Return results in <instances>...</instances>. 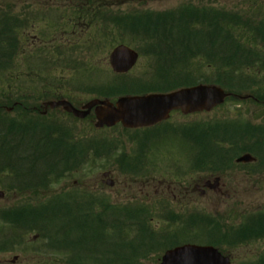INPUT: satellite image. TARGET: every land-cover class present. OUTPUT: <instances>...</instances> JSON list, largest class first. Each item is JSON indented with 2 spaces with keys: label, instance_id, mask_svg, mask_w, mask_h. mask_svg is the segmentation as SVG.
<instances>
[{
  "label": "rangeland",
  "instance_id": "374dc122",
  "mask_svg": "<svg viewBox=\"0 0 264 264\" xmlns=\"http://www.w3.org/2000/svg\"><path fill=\"white\" fill-rule=\"evenodd\" d=\"M105 8H111L114 12H134L137 10H167L171 7H176L185 2H192L193 5L197 7H202L207 5V7H215L219 9H227V10H248L257 14L261 13L262 19H264V9L261 7L264 4H261L257 0H101ZM67 4L69 6L75 5L74 0H68ZM0 5H10L14 10L15 14L23 19V14H19L20 12H42L47 8L50 10H55L57 7H60V11L62 10L63 15H65V19L61 26L52 24L51 21H46L41 18L36 22L30 23L29 26L24 29V33L21 35V47L26 49L25 51L31 52L28 57L24 55L18 57L15 61L17 62L16 67H21L20 72H15V74L19 75L23 73V78L19 80L23 84H28L29 89H34L42 87V91H38L35 95H32L29 103L33 105L41 104L45 94H52L51 88H48L47 82L54 81V85H63L66 86L67 82L69 86H78L81 84L88 83L87 81H80L79 79L82 77H88L90 73L98 68L100 71L109 72L110 68L108 67V54L109 52L116 47L117 43H124L121 39L120 30L116 28V30H105L100 35L101 31L97 29L95 26H91L90 31L80 32L81 38H78V32L74 28L68 27L70 20L74 17L71 14V9L61 7L65 5L61 0H0ZM258 13V14H260ZM33 14L29 17L32 20ZM72 17V18H69ZM84 19V18H83ZM85 22H88L89 17L84 19ZM52 25V26H51ZM63 31L66 33L63 37L58 34H61ZM196 31H200L199 28H196ZM58 35L56 41L50 38L49 36ZM73 35H76L75 37ZM96 37L94 43L90 44V41H94L93 38ZM246 40L250 38L249 35L246 36ZM127 38V37H126ZM137 39V38H136ZM251 40V39H250ZM89 41V47H87L86 42ZM57 42L54 48L51 46ZM75 44V45H74ZM94 45V46H93ZM131 47L137 48L138 45L134 42L130 44ZM51 47V48H48ZM82 48V50H81ZM89 48V50L87 49ZM150 49V48H149ZM78 51L80 54H85L88 58L87 65L82 70L74 71V72H66L64 67L60 66V70L52 72V74H48L47 69L45 68L46 62L52 61V59H60L63 61L67 58L68 54ZM147 54V53H146ZM59 57V58H58ZM32 61V62H30ZM152 62H150L146 57L141 56L135 65V70L133 74L135 76H143L148 73L150 70ZM192 67L189 70H192L194 74L201 73L203 76H211L210 68H208V63L206 60L198 58L191 62ZM251 67L253 69H249L246 71H237L234 72L231 76L232 86L229 90L237 91L238 89H244L242 92H249V89L253 86H256L252 83H246L244 81L236 82L240 79L245 80L246 77H250L257 79L253 80L254 83H259L258 87H260V82L264 83L262 80V76H264L263 72H256L257 67L256 64H252ZM34 68L37 71L38 75H35V79L31 82H27L24 80V77L27 73L30 72V69ZM99 71V72H100ZM97 73V75L99 74ZM242 73V74H241ZM249 76H245L248 75ZM97 77V76H96ZM169 79V74L166 75ZM96 79V78H95ZM97 79L95 80V82ZM6 81L2 80V76L0 77V84H5ZM11 85L7 88V91H10V96L5 98L0 94V103L1 106H8V100L13 99L15 97H11V95L20 92L25 89V86L17 87L15 83L10 82ZM63 83V84H62ZM8 84V83H7ZM240 84V85H238ZM32 86V87H31ZM244 86V87H243ZM27 87V86H26ZM73 88V87H71ZM6 90V86L3 91ZM75 90V88H74ZM73 92H64L66 97L73 102L77 103H86L87 100L93 98L94 94H87L84 91H74ZM36 91V90H35ZM119 94H123L122 92H115L110 96L117 97ZM41 97V98H40ZM24 102V101H22ZM25 103V102H24ZM239 110V111H237ZM2 111V110H1ZM237 111V114H236ZM3 112V111H2ZM4 113V112H3ZM10 118L17 119L18 121H22L23 116L19 111H12L10 114ZM35 116L34 114L30 115V117ZM29 117V118H30ZM36 117V116H35ZM232 120H238L239 123H244L247 126L258 125L264 123V106L257 107L252 103H235L234 101L228 100L217 109L212 110L211 112L196 114L191 116H181L179 113H174L170 120L166 123V126H169V129L175 126H187L190 124L197 125L202 124L203 126H207V124L215 125V123H231ZM49 122L55 124L56 122H61L62 125H67V131L69 134H73L77 137L88 138L89 136H95L97 132H94L93 125L87 120H74L73 118L63 115L60 112H56L48 116L43 120V122ZM16 122V123H17ZM28 124V123H25ZM29 125H34L31 123ZM37 125L40 126V123ZM215 126H213L214 128ZM193 130V129H191ZM164 131V134L162 132ZM189 131V130H188ZM199 129H197V132ZM31 132H34L35 135L44 136L46 134V130L39 131L36 129H31ZM105 132L111 139L110 144H112V150L110 153H106L105 150H99V152H104L102 155L93 156L91 152L88 153L89 160L87 165L84 166L83 169H80L79 172L73 173L68 177V179H64L57 181V183H51L47 186V189H43L40 186V191L38 193V201H40L43 196H47L49 192H53L58 194L60 191H68L70 187H75V189L80 190V192H85L88 195L93 194L98 196L100 192H104L106 197L110 201H115L118 204H124L130 201L131 198L136 197V199H141L139 197L141 189H143L140 184L143 183L145 189L143 193H146L144 201L149 204L151 210H153V216L155 219H150L149 229L155 232V235L159 233L168 234L175 232V241L177 244L181 242H191V239H197L204 229H207V226H203V224H196L193 230L187 225H178L175 224L172 227L169 222H164L159 218L161 208L163 209V205H169L170 207H174L179 210L182 208L184 202H181L180 199L182 196L178 195V191L180 187L189 188V186L193 187L197 184V179L199 176H203L202 178L209 177L207 174L202 173L201 170H197V167L193 169V172H188L189 175L180 179L179 174L186 167L188 162L187 159L183 158L186 156V153L191 149L190 144L186 141H183L180 138V134L184 132V130L179 127H175L174 133L169 132L166 128L157 130L159 136H157L154 141V145L147 144L148 148L141 149L140 153L145 151L146 155L140 157V164L143 167L142 170H138L135 164H130L126 167L127 171L132 172V175L124 174L121 172L123 169L122 164L124 163V157L126 153L130 152L133 149L134 144L127 141L125 138L124 132L119 130L118 128L109 129V131ZM196 132V133H197ZM162 134V135H161ZM251 138L250 140L241 141V143H237V149L249 151L252 145L255 144L257 140L261 137L258 134H249L247 136ZM70 139V137H68ZM197 146L201 149V147L206 146L208 140L197 139ZM141 138H139V142ZM237 140H235L236 142ZM132 144V145H131ZM141 144V142H140ZM196 151L195 153H197ZM98 154V152H97ZM192 156V154L190 153ZM210 153H204V156H209ZM100 156V157H99ZM193 157V156H192ZM22 158V157H21ZM23 161L22 159H20ZM199 166H204L205 168H220L219 166H205L207 164L204 159L199 160ZM189 163V162H188ZM191 163V162H190ZM183 166V167H182ZM103 172H110L111 179L114 181V185L112 189L104 186L102 184L101 174ZM187 173V172H186ZM191 176V177H190ZM147 177V178H146ZM185 181H184V180ZM9 177L3 179L2 184H0V192H4L5 195L0 200V209H4L7 207L15 206L16 204L22 203L26 198H35L33 192L26 191L24 196L17 194L16 192L8 191L10 189L11 183L9 181ZM222 182L226 184L224 189V194L220 197H213V195L209 198L203 197L201 194H194L196 201L193 203H189V205L196 207L198 210L203 209L209 212L218 211L223 215L221 226L226 227V223H230V221H237L242 212H253L257 209L264 208V172L260 171L257 174H247L244 171H239V168L231 170L228 174L223 175ZM182 183L183 185L180 186ZM42 193V194H41ZM86 194V195H87ZM193 195V194H192ZM193 195V201H194ZM229 195V198L226 196ZM95 196V198H96ZM212 198V199H211ZM108 200V201H109ZM164 203V204H163ZM94 212H96L94 210ZM148 218V217H147ZM213 227V226H212ZM196 229L197 232H196ZM225 228L222 229V232ZM134 232L129 233L130 235L126 236V239H132ZM135 234V233H134ZM26 240L22 245L18 243L15 246H8V244L4 245L3 251H0V263L1 264H10L12 259L16 257L17 264H45L47 260L45 259H61L62 256L58 255L57 249L53 248L49 253V257H43L41 255H37L33 252V247H40L44 250V247L41 243V239L39 236L35 238V234H26ZM214 243L215 246L223 250V252L229 251L230 257L234 261L233 264H238L239 262H247L255 259L256 253L264 248V241L257 240L256 242L245 244V245H237L236 248L231 249V245H227L221 240L216 234H214ZM174 241L170 240V243ZM202 241V240H201ZM201 243V242H200ZM2 248V247H1ZM151 249L153 247L150 246ZM42 250V251H43ZM41 251V252H42ZM45 251V250H44ZM163 251L156 255L152 253L147 259L139 258L137 264H159V258L162 255ZM51 256V257H50Z\"/></svg>",
  "mask_w": 264,
  "mask_h": 264
},
{
  "label": "trees",
  "instance_id": "16d2710c",
  "mask_svg": "<svg viewBox=\"0 0 264 264\" xmlns=\"http://www.w3.org/2000/svg\"><path fill=\"white\" fill-rule=\"evenodd\" d=\"M74 4L70 7L74 18L70 20L69 25L66 24L68 27L76 28L80 26L85 18L89 17L88 22H85V24L88 27L95 26L101 31V34L102 32L105 33V30L117 28L120 30V36L126 34L133 39L139 37L140 42L138 44H142L144 47L142 52L144 53L147 50V55H152L157 61L158 66L155 76L158 78L155 77L154 82L158 83L154 84L182 82L170 86L171 88L165 87L167 90H173V88L180 85H193L190 81L200 80H189L186 70L180 68L184 72L179 71L180 69L174 64V59L178 58L179 65L183 66L188 65V61L193 60L194 57L203 55L208 63H212L210 66H213L216 80L210 82L205 79L201 82H209L229 89L231 71L248 70V67L251 66L249 60L256 58V54L247 53L240 46V23L236 16L232 14H228V17L224 15L223 17L226 19L221 18L218 15L220 11L217 12L216 10L210 11V14L200 18L192 9L159 13L137 10L126 14L121 12L113 14L104 7L108 5H103L101 0H74ZM23 13L20 12L19 14ZM23 17L21 19L18 14H15L12 6L0 5V77L2 76V80L8 83L0 84V94L5 95V98H7V95L10 96L11 88L10 91H7V88L11 85L10 82L13 81L18 87L20 85L19 78L23 75V73L15 74V72L21 71V67H16L18 64L15 60L23 55L28 57L31 54V52L22 49L20 45V35L24 32V27L29 20L25 15ZM196 28L203 32L196 31ZM193 48L194 52H192ZM87 49L89 50V48ZM166 59L168 64H165ZM231 59L237 63L231 65ZM168 73L170 76L175 73L172 76L174 78L172 82L166 77ZM33 74L29 75L33 76ZM142 82V80L134 81L133 79L126 81V79L120 77L114 79L113 83L110 84L112 88L95 94L108 98L111 94L119 91L130 94L135 93V91L146 93L151 90L162 91V89H165L159 86L146 89L142 86L144 85ZM5 86L6 90L3 91ZM91 86L96 85L92 84ZM114 86L117 87L113 88ZM18 102L20 101L14 98L10 99L7 107ZM18 104H21V102ZM14 111L21 112V107L17 105ZM16 122L17 119L10 118V115L3 113L0 109V161L25 159L24 163L13 161V164L8 162L4 165L3 162V165L0 166V177L7 171L9 175L14 176L17 187L19 184L28 186L24 189L19 188L17 190L19 195L24 196L26 191H30L37 196L33 199L27 198V203L24 205L0 214V223H6L10 226L9 239L19 238L21 235L17 234V231L20 228L24 237L27 236V233L44 236L51 238V241L62 247V245H67V240L75 234V236H79L89 244L91 264H103L99 259V253L96 252L98 251L96 245L98 239H109L112 236L108 235L109 231H121L120 237H124L125 233L123 231L125 228L136 229L147 226L148 218L137 214L139 210L136 208L132 210L133 217L127 216L128 210L117 209L118 217L116 220H112L113 223L110 222L109 224L106 221L101 223L98 220L95 223L94 218L97 219L98 216L94 213H78L80 208L78 206L74 208V204H69L74 199L76 201V193L67 196L50 192L42 198L40 195V201H38L39 186L32 185L41 183L44 187L46 180L50 184L57 183L59 180L68 178L71 173L78 171V169H83L89 160L90 147L89 145H82L86 142L82 137L76 138L73 134H65L61 125L48 127L46 134L40 136L31 132L30 125L25 124L24 120ZM225 136L224 139L232 137L230 129L225 130ZM17 187L15 188L17 189ZM109 207V204L102 203L103 215L115 216V211L110 210ZM90 217H93V221H89L88 218ZM80 218H84L85 221H80ZM247 225L243 235L264 238V215L255 217L254 221ZM76 238L74 237V239ZM140 252H142L140 246L139 249L137 245L129 246L125 252L122 251L119 263L137 264L139 259L137 256ZM256 264H264V255L260 257Z\"/></svg>",
  "mask_w": 264,
  "mask_h": 264
},
{
  "label": "water",
  "instance_id": "95a60500",
  "mask_svg": "<svg viewBox=\"0 0 264 264\" xmlns=\"http://www.w3.org/2000/svg\"><path fill=\"white\" fill-rule=\"evenodd\" d=\"M137 55L129 48L117 46L109 55V64L115 73H126L134 65ZM228 97L222 89L214 86H195L173 93L147 95L141 97H121L113 105L107 101H91L80 110H75L70 103L57 101L45 103L44 108L62 107L64 112L75 118L84 119L94 109L96 125L111 127L121 123L123 127L142 128L153 126L168 118L171 111L181 110L182 114H193L210 111L222 104ZM250 162L248 156L241 157L238 162ZM106 176V175H104ZM111 186L110 183H108ZM2 197V194H0ZM161 264H230L229 259L221 257L215 249L183 246L169 250L162 258Z\"/></svg>",
  "mask_w": 264,
  "mask_h": 264
},
{
  "label": "flooded vegetation",
  "instance_id": "af4514ba",
  "mask_svg": "<svg viewBox=\"0 0 264 264\" xmlns=\"http://www.w3.org/2000/svg\"><path fill=\"white\" fill-rule=\"evenodd\" d=\"M242 171L248 172L249 170H242ZM257 173H259V171H256L254 174H257ZM206 181H211V178L209 180H205V181L199 180L197 182V184L194 185L193 187H191V186H189V188L180 187V189L178 191V195L182 196L180 201L184 202V204L182 205V208H181L182 211H185L187 209H191L192 210V208L190 207V205L188 206V204L189 203H193V202L196 201V198H195V195H194L195 193L196 194H201L203 197L209 198V199H210L211 195H213V197H219V196L221 197L224 194L223 192H224V189L226 187V184L222 182V177L219 178L218 183H216L214 185L212 183H210L209 188L207 190H203V188L205 186L204 182H206ZM212 185H213V188H212ZM140 186L143 188V189H141V192L143 193V190L145 189L146 185L144 186L143 183H142V184H140ZM180 186H182V185H180ZM192 194L194 195V201H193V195ZM143 195H144V197L147 196L146 193H144ZM226 197L229 198V195H227ZM214 214L216 215V213H214ZM195 217L196 216H194V215L189 216L187 222L189 224L192 223L193 220L195 219ZM216 217H219V216L216 215ZM84 245L86 246L87 243H85V242L82 243V249H84L83 248ZM74 248H75V245L74 244L71 245L70 254H72L71 255L72 256V264H74V262H75V259H74L75 258ZM78 248H79V246H78ZM85 260H86V258L84 256L83 262H85Z\"/></svg>",
  "mask_w": 264,
  "mask_h": 264
}]
</instances>
